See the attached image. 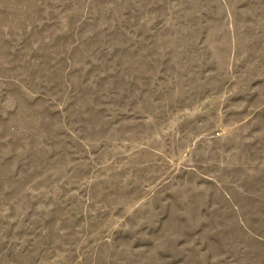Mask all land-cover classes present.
<instances>
[{
  "label": "rangeland",
  "instance_id": "1",
  "mask_svg": "<svg viewBox=\"0 0 264 264\" xmlns=\"http://www.w3.org/2000/svg\"><path fill=\"white\" fill-rule=\"evenodd\" d=\"M0 264H264V0H0Z\"/></svg>",
  "mask_w": 264,
  "mask_h": 264
}]
</instances>
